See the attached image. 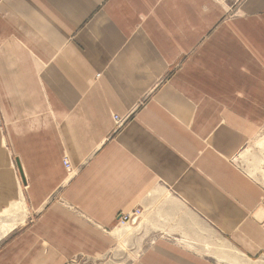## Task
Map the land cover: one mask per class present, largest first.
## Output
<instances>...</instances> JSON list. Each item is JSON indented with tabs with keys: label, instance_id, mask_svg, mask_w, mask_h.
<instances>
[{
	"label": "crops",
	"instance_id": "1",
	"mask_svg": "<svg viewBox=\"0 0 264 264\" xmlns=\"http://www.w3.org/2000/svg\"><path fill=\"white\" fill-rule=\"evenodd\" d=\"M263 133L264 0H0V264L101 260L136 206L160 235L129 264H211L207 224L264 254L230 161Z\"/></svg>",
	"mask_w": 264,
	"mask_h": 264
},
{
	"label": "rangeland",
	"instance_id": "2",
	"mask_svg": "<svg viewBox=\"0 0 264 264\" xmlns=\"http://www.w3.org/2000/svg\"><path fill=\"white\" fill-rule=\"evenodd\" d=\"M180 65L176 66L173 71L177 70ZM147 99L148 96L144 97L137 104V107H142ZM130 118L131 116L125 117V122L121 127L116 126L114 122L112 133L116 134L120 132ZM230 161L235 166L237 164L241 169L247 171L252 178L254 177L258 181L264 190V133L251 141L239 157H235ZM17 205V210H20V205ZM137 211H139L138 217L129 221L128 224L120 225L117 223V245L109 254L98 261H88L86 259L87 256L85 258L83 256L77 257L69 261L68 264H129L137 259L145 249L156 242L157 236L160 235V232L154 228L150 230L145 229L147 222H150V220L144 215L142 207L136 206L127 213H137ZM127 213H121L120 215ZM17 215L19 214H8L6 216L12 217ZM12 227V225L5 226L2 227V230L8 232ZM200 234L201 239H197L194 245L188 246L199 252L200 255L205 256L211 264H264V254L260 253L255 257L243 256L232 241L223 234L218 233L212 225L207 224V229L200 230Z\"/></svg>",
	"mask_w": 264,
	"mask_h": 264
},
{
	"label": "built area",
	"instance_id": "3",
	"mask_svg": "<svg viewBox=\"0 0 264 264\" xmlns=\"http://www.w3.org/2000/svg\"><path fill=\"white\" fill-rule=\"evenodd\" d=\"M214 1L218 2V3H222V2H225L226 0H214ZM113 118H114V122H115L116 126H118V127H121L125 122L124 118H120L118 116H114ZM63 164L67 170H71V165L67 159H64ZM138 215H139V211H137V213L136 212H130L127 214H122L119 216L118 224L126 225V224H128L129 221L137 218Z\"/></svg>",
	"mask_w": 264,
	"mask_h": 264
},
{
	"label": "water",
	"instance_id": "4",
	"mask_svg": "<svg viewBox=\"0 0 264 264\" xmlns=\"http://www.w3.org/2000/svg\"><path fill=\"white\" fill-rule=\"evenodd\" d=\"M258 215H260V220H264V211H261Z\"/></svg>",
	"mask_w": 264,
	"mask_h": 264
},
{
	"label": "bare ground",
	"instance_id": "5",
	"mask_svg": "<svg viewBox=\"0 0 264 264\" xmlns=\"http://www.w3.org/2000/svg\"><path fill=\"white\" fill-rule=\"evenodd\" d=\"M200 196H201V194H200ZM215 215H217V214H215Z\"/></svg>",
	"mask_w": 264,
	"mask_h": 264
}]
</instances>
